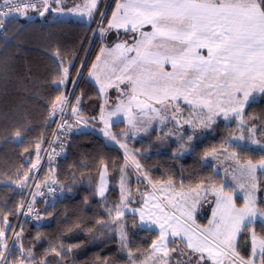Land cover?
<instances>
[{"label": "trees", "instance_id": "trees-1", "mask_svg": "<svg viewBox=\"0 0 264 264\" xmlns=\"http://www.w3.org/2000/svg\"><path fill=\"white\" fill-rule=\"evenodd\" d=\"M105 1L101 0L102 6ZM116 2H110L106 17L102 19L104 24L110 21ZM8 24L12 40L7 42L0 36V217L6 220L0 223V227L12 229L5 232L8 242L17 229L14 241L18 238L19 243L14 247L13 241L10 249L12 264H17L23 256L20 245L25 251L31 250L38 264L41 261H51L52 264H130L119 236L113 227L107 228L113 207L122 199L118 183L127 161L120 148L91 131L74 133L64 157L54 160V182L61 194L53 203L42 198L37 201L45 221L39 224L38 221H23L18 227L17 211L25 196L21 189L15 190L12 183L28 173L36 146L40 142L46 143L54 131L50 114L52 103L61 92L54 82L58 66H70V81L79 80L76 99L82 102V115L97 118L103 98L88 74L104 41L98 33L101 24L59 20L55 13L46 20L23 22L13 18ZM245 119L250 127L257 128L258 142L264 145V93L259 100L249 104ZM245 128H249L248 125ZM215 130L216 137L207 136L185 156L174 154L176 145L155 141V132L147 138L130 142V145L136 152L141 151L138 156L142 166L156 184L170 182L179 189L222 186L225 184L223 175L206 158L212 153H221L228 146L231 130L234 134L239 126L235 122L227 125L220 121ZM17 132L21 136L20 142L15 141ZM237 149L241 160H264V151ZM105 168L110 186L105 197H100L99 182ZM260 178L264 186V174ZM225 189L231 192L229 187ZM263 197L262 193L259 201L262 209ZM211 207L198 217L203 227L210 221ZM123 220L129 238L128 251L137 257L150 252L159 237L158 232L140 228L136 216L125 215ZM253 228L264 238V224L261 222L243 230L237 251L245 261L253 256ZM256 264H260V260Z\"/></svg>", "mask_w": 264, "mask_h": 264}, {"label": "rangeland", "instance_id": "rangeland-1", "mask_svg": "<svg viewBox=\"0 0 264 264\" xmlns=\"http://www.w3.org/2000/svg\"><path fill=\"white\" fill-rule=\"evenodd\" d=\"M112 1L106 0L105 5L102 6L101 0H99L97 7L92 10L91 17L89 16L88 8L89 0H60L59 4L52 3V0H50L51 7L43 16H40L38 11L35 10L25 12L23 16L19 15L14 18L21 19L23 22H31L36 19L46 20L47 16L57 12L60 15V20H73L83 23L95 22L101 24L99 26L104 29L103 32L100 29L98 30L100 38L104 41V45L103 51H100L99 60L95 64L96 67L92 70L93 79L98 84L103 98L100 115L97 118L82 115V102L79 100V104H77L78 99H76L79 80L70 81V66H67L69 68V75L65 83L57 84L61 90L59 97L65 103L61 104L57 102L55 110L63 108L71 114L73 126L68 144L70 137L74 133L91 131L103 137L110 145L120 148L126 158L128 169L126 167L124 170L122 169L118 183L123 196L121 202L117 205L124 215L117 218L116 207H113L111 222L109 225L107 224V228L113 227L112 230L116 232L120 240L121 231L125 234L122 246L123 250L130 257V264H179L180 260L187 261L189 259L188 256H181L178 251H173L171 248L170 241L173 239L171 236L173 231L180 234L175 237L177 248L183 249L185 253H191V249L185 248V245L180 243V236H184L185 239L191 237L194 243H199L202 236L207 234V244L211 247L214 255L207 260L206 264H215L217 260L221 261V264H232L233 261H235V264H241V256L238 254L237 245L245 229L243 225L249 224V221L251 222L249 226L255 225L257 222L264 224V209L259 206L262 193L264 196V186L260 181L261 175L264 174V169L257 167L253 178L252 175L248 174L247 168L244 167L251 160H241L237 149L249 148L264 151V145H261L257 139V128L250 127L245 119V113L249 104L259 100L260 95L264 93L259 90L260 79L257 77L254 81L256 86L250 89L248 101L244 104L239 117L235 112L228 110L232 107L228 102V97H213V100L216 101L214 105L216 111L212 115L211 120L208 119V110L206 108L201 109L196 107L189 112V105L184 104L182 99L172 102L173 104L179 103L180 105L177 111L173 112L170 105L167 103L163 105L157 103L154 96H150L141 88H137L135 92H132L128 80L121 81L117 79L119 73L113 74V60H115L116 64H119L120 58L135 56V53L126 52L124 48L117 50L115 49V45L120 43L130 48L137 41L144 39L141 33H151L153 30L150 24L137 25L135 31H126L124 27L107 29V24H104L102 19L106 17V11L110 7V2L112 4ZM123 2L124 0H117L112 13L116 12L118 4ZM52 8H56L57 10L52 11ZM100 13H103V17H101ZM119 15L120 13H117L118 17ZM109 22L115 23L112 21V15ZM127 27L131 28V25L129 24ZM8 29L9 24L6 36L2 37L7 42L12 40ZM109 50L112 51L110 52ZM197 51L204 55L207 54L206 49H197ZM121 53H123V57H121ZM63 67L66 66H61V68ZM163 70L165 72L172 71L171 65L165 64ZM71 88H74V95L70 99V94L68 93ZM237 95L240 96L242 94L238 93ZM129 96L134 97V99L130 101ZM137 103L141 104L142 107L137 108ZM73 108L76 109L75 112H73ZM117 109L119 111H116ZM113 112L115 114L110 115ZM53 117L55 115H52L51 109L50 118L52 119ZM220 121H223L227 125H232L235 122L239 126V130H236L234 134L231 130L232 136L231 139L227 140L228 146L221 153H212V155L206 158V161L214 165L216 171L223 175L225 184L222 186L210 185L195 189H179L170 182L156 184L151 181L142 166L141 158L138 156L141 151L136 152L130 145V142L133 143L136 140L147 138L149 134L155 132L156 135L153 136L155 141L165 143L168 146L176 145L177 150L174 151V154L185 156L207 136L216 137L215 128ZM246 125L249 128H245ZM188 137H191V139H188ZM238 137H243V139H237ZM20 140L21 136L15 137L16 142H20ZM253 140L256 143H253ZM42 143L40 142L39 149H36V154L31 159L32 161H30V169L26 174L28 177L27 181L23 177L12 183L15 190L21 189L20 191L23 192L26 186L33 183L36 176L39 179V189L48 184L56 185L54 182L56 167L53 165L55 162L49 159L44 163V144ZM261 161L251 162L258 165ZM33 165L36 167L33 168ZM122 176L124 178L123 183L121 182ZM102 182L104 194L103 196H99L105 197L110 186L106 168L102 172L99 188ZM22 184L25 186L21 187ZM253 184L256 185L255 188H253ZM226 187H229L231 192H227ZM221 191L225 197H231V205L226 206L221 202L220 206H217V200L220 199L219 194ZM249 195L254 197V200H247L246 197ZM35 196H37L36 200L38 201L40 199L39 193L35 194ZM56 199L57 197H52L49 201L51 200L53 203ZM246 203L248 204L247 210L245 209ZM209 206H212L211 218L208 224L203 227L198 221V217L205 213ZM249 211L251 214H247ZM241 213L246 214L240 231L236 232L230 241L233 251L229 252L225 242V232L230 221L239 220ZM125 215L138 217L140 228L158 232L159 237L154 242L157 245V250H153L151 247L150 252L143 253L141 257H137L131 251H128L129 238L126 231V222L123 220ZM141 215H143V221H141ZM45 219L44 216L41 217L37 224L43 223ZM153 221H156V223H153ZM161 224H164L163 229L160 227ZM162 231L164 232L163 239L160 237ZM16 233L15 231L9 242L6 239V233L1 237V242L7 244V248L3 249L5 256H8ZM252 235L255 255L253 254L252 258L248 261L243 259L245 264H256L258 260L261 261L262 259L260 242L264 238L258 235L254 228L252 229ZM161 245L164 247L161 248ZM218 247L220 251H217ZM165 250H167V255H165ZM19 251L23 253V256L19 258L17 264H38L34 256L31 255L29 257V251H25L21 245L19 246ZM203 255L209 257V252L205 251Z\"/></svg>", "mask_w": 264, "mask_h": 264}, {"label": "snow or ice", "instance_id": "snow-or-ice-1", "mask_svg": "<svg viewBox=\"0 0 264 264\" xmlns=\"http://www.w3.org/2000/svg\"><path fill=\"white\" fill-rule=\"evenodd\" d=\"M59 2L60 0H52L55 4ZM98 3L99 0H89L90 17ZM4 4L8 8L7 11H0V17L10 12H17L23 16L26 8L36 10L40 16H43L51 7L50 0H19V2L4 0ZM56 10L52 8V11ZM117 13H120L119 17ZM100 15L103 17V13ZM112 21L115 23L108 22L107 29L124 27L126 31H135L137 25H151L153 31L141 33L144 39L137 41L132 47L128 48L120 43L115 45V49L124 48L126 52H134L135 56L123 57L121 53L123 58H120L119 64L113 60V74L119 73L117 79L121 81L128 80L132 92L141 88L150 96H154L157 103L170 105L173 112H176L180 105L172 102L182 99L184 104L189 105V112L196 107L206 108L208 119L211 120L216 111L214 108L216 101L213 97L226 96L229 104L232 105L228 110L235 112L239 117L244 104L248 101L250 89L256 86L254 81L257 77L260 79L259 90L264 92V0H124L117 5L116 12L112 13ZM129 24L131 28L127 27ZM0 27H3L2 20H0ZM98 28L101 32L104 31L102 27L98 26ZM197 49H206L207 54H201ZM97 59L99 60V57ZM165 64H170L172 71L165 72L163 70ZM92 67L95 69L96 65ZM68 75V67L58 66L54 82L58 85L63 84ZM238 93L242 95L238 96ZM133 99L134 97L129 96L130 101ZM57 102L65 103L61 97H56L52 103L53 115H55ZM136 107L141 108L142 105L137 103ZM60 110L62 112L63 108ZM75 111L76 109L73 108V112ZM114 114L115 112L110 113V115ZM16 135L19 136V132ZM237 139H243V137ZM252 142L256 143L255 140ZM36 147L39 149V145ZM244 167L254 178L257 167L264 169V160L258 165L248 161ZM27 179L25 175L24 180L27 181ZM123 179L122 176V183ZM23 186L25 185L22 184L21 187ZM252 186L256 187L255 184ZM103 194L102 182L99 195L103 196ZM121 195L123 196V192ZM219 196L218 207L221 202L226 206L231 205L230 196L225 197L222 191ZM246 199L254 200V197L249 195ZM20 207L24 208L28 214L34 212L32 204L26 207L20 205ZM245 209H248L247 203ZM115 210L117 218L124 215L119 210V206H116ZM245 214L241 213L239 220L230 221L228 224L225 242L229 252L233 251L230 241L235 233L240 231ZM247 214H251L250 211ZM35 218H40L38 212H35ZM141 221H143V215H141ZM4 222L6 220L0 217V223ZM250 223L249 221V224L243 225L245 230ZM160 227L163 229L164 224ZM6 231L10 232L12 229L0 227V237H3ZM178 235L180 234L176 231L171 233L173 237L170 241L171 248L173 251H178L181 256L189 257L187 261L180 260L179 264H206L207 260L214 255L207 244V234L202 236L199 243H194L191 237L185 239L184 236H180V243H183L185 248L191 249V253H185L183 249L177 248L175 237ZM160 237L164 238L163 231ZM124 240L125 234L121 231L122 245ZM17 243H19L18 238L13 246L15 247ZM260 244L262 257L260 264H264V240ZM163 247L161 245V248ZM6 248L7 244L0 242V264H12L11 250L9 255L5 256L3 249ZM152 248L157 250V245L153 243ZM49 251L56 250L49 249ZM205 251L209 252V257L203 255ZM217 251H220L219 247ZM56 254L60 253L56 252ZM221 254L223 255L222 252ZM253 254L255 255V248ZM28 255L31 257V250ZM40 264H52V262L41 261ZM215 264H221V261L217 260ZM232 264H235V261ZM241 264H245L242 258Z\"/></svg>", "mask_w": 264, "mask_h": 264}, {"label": "built area", "instance_id": "built-area-1", "mask_svg": "<svg viewBox=\"0 0 264 264\" xmlns=\"http://www.w3.org/2000/svg\"><path fill=\"white\" fill-rule=\"evenodd\" d=\"M15 2H19V0H15ZM8 6L4 4V0L0 1V11H7ZM29 11H35L33 9H24L25 12ZM20 15L17 12H10L6 16L0 17V20L3 21V27H0V36L5 37L7 28H8V22L14 18L15 16ZM75 88V86H74ZM74 88H71L70 92V99L74 95ZM53 115V114H52ZM54 118V119H53ZM50 120L54 123V131L48 141L44 144V163L47 162L49 159L54 160H60L64 157L65 151L68 144V139L72 131V117L71 114H69L66 109L61 112V110H55V117H53ZM39 183V179L36 176L34 178L33 183L26 186L23 190L25 199L22 203L25 207L28 204H32V207L34 209V212L31 214H28L25 212L24 208H20L17 211V215L19 216L18 220V227L23 221H29L31 223H36L42 216V210L37 204L36 197H34L35 194L39 193V197L42 199H50L52 197H57L61 194L60 188L55 184H48L47 186L44 185L40 189L37 187ZM39 189V190H37ZM35 212H38L40 215L39 219L35 218ZM17 227V228H18Z\"/></svg>", "mask_w": 264, "mask_h": 264}, {"label": "crops", "instance_id": "crops-1", "mask_svg": "<svg viewBox=\"0 0 264 264\" xmlns=\"http://www.w3.org/2000/svg\"><path fill=\"white\" fill-rule=\"evenodd\" d=\"M55 17L57 18V19H59L60 20V15L57 13V12H55ZM103 49V47L101 48V50ZM101 53V52H100ZM100 53H99V55H98V57H100ZM97 57V58H98ZM97 61H98V59L96 60V62L94 63V64H96L97 63ZM92 70H93V67L91 68V70L89 71V74H88V77L98 86V84L96 83V81L93 79V76L92 75H90V73H92ZM99 87V86H98ZM126 168L128 169V166H126ZM126 169V170H127ZM140 208V207H139ZM187 224H188V222L187 221H185ZM188 226H190L189 224H188Z\"/></svg>", "mask_w": 264, "mask_h": 264}]
</instances>
